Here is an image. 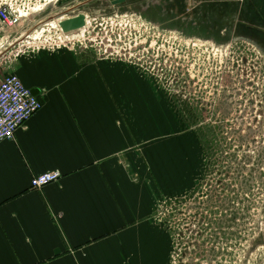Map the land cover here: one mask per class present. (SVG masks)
I'll list each match as a JSON object with an SVG mask.
<instances>
[{
	"label": "rangeland",
	"instance_id": "374dc122",
	"mask_svg": "<svg viewBox=\"0 0 264 264\" xmlns=\"http://www.w3.org/2000/svg\"><path fill=\"white\" fill-rule=\"evenodd\" d=\"M7 1L28 15L0 28V81L99 82L126 123L147 263L264 264V0Z\"/></svg>",
	"mask_w": 264,
	"mask_h": 264
},
{
	"label": "crops",
	"instance_id": "0c3cea01",
	"mask_svg": "<svg viewBox=\"0 0 264 264\" xmlns=\"http://www.w3.org/2000/svg\"><path fill=\"white\" fill-rule=\"evenodd\" d=\"M17 74L44 105L0 142V264H148L147 191L121 162L130 136L109 92ZM50 170L60 179L30 187Z\"/></svg>",
	"mask_w": 264,
	"mask_h": 264
},
{
	"label": "built area",
	"instance_id": "2783aa9c",
	"mask_svg": "<svg viewBox=\"0 0 264 264\" xmlns=\"http://www.w3.org/2000/svg\"><path fill=\"white\" fill-rule=\"evenodd\" d=\"M24 11L20 6L13 7L7 0H1V30L16 29L21 23L20 18ZM60 29V27L56 28L57 31ZM43 105L44 102L33 93L31 88L25 85L18 75L13 73L5 75L0 81V142L14 139L17 130ZM61 175L59 170L36 174L30 180V187L41 189L45 185L59 180Z\"/></svg>",
	"mask_w": 264,
	"mask_h": 264
},
{
	"label": "water",
	"instance_id": "95a60500",
	"mask_svg": "<svg viewBox=\"0 0 264 264\" xmlns=\"http://www.w3.org/2000/svg\"><path fill=\"white\" fill-rule=\"evenodd\" d=\"M117 2L118 0H112L113 4ZM59 25L65 32L80 30V28H83L86 25V15L78 12L76 15L63 18L61 21H59ZM33 93L37 95L35 90H33Z\"/></svg>",
	"mask_w": 264,
	"mask_h": 264
},
{
	"label": "bare ground",
	"instance_id": "6f19581e",
	"mask_svg": "<svg viewBox=\"0 0 264 264\" xmlns=\"http://www.w3.org/2000/svg\"><path fill=\"white\" fill-rule=\"evenodd\" d=\"M50 1V0H49ZM58 0H56V2H57ZM46 4V2L45 3H42L41 5H40V7L42 6V5H45ZM36 6V5H35ZM37 7V6H36ZM35 7V8H36ZM74 8V7H73ZM72 8V9H73ZM34 9V8H33ZM30 10H32V8L30 9ZM30 10H27V11H30ZM40 10V9H39ZM80 13H83V12H80ZM83 14H85V13H83ZM28 14H25L24 12L22 13V15H21V18H20V21L22 22V20H24L23 18H25L26 16H27ZM86 15V14H85ZM64 15H59V16H57L58 18H60V20L59 21H61L63 18H65L66 17V14H65V17H63ZM57 17H56V19H57ZM59 21H58V24H59ZM21 24V23H20ZM20 26V25H19ZM87 26V22H86V25H85V27ZM40 27V26H39ZM39 27H37V25H36V27L34 26L33 27V29L34 30H36L37 28H39ZM59 27H60V25H59ZM85 27H83V28H85ZM53 28V27H52ZM55 28H58V26L57 27H55ZM61 28V27H60ZM83 28H80V29H83ZM39 29H41V28H39ZM61 31H60V35H62V36H64V37H70L71 35H74L73 33L74 32H76L77 30H74V31H69V32H65V31H63L62 30V28L60 29ZM33 31V30H32ZM22 32V31H21ZM6 33H7V36H9L8 34V30L6 31Z\"/></svg>",
	"mask_w": 264,
	"mask_h": 264
},
{
	"label": "flooded vegetation",
	"instance_id": "af4514ba",
	"mask_svg": "<svg viewBox=\"0 0 264 264\" xmlns=\"http://www.w3.org/2000/svg\"><path fill=\"white\" fill-rule=\"evenodd\" d=\"M120 2H124V1H121V0H120Z\"/></svg>",
	"mask_w": 264,
	"mask_h": 264
}]
</instances>
